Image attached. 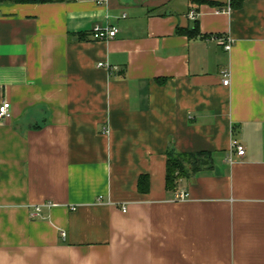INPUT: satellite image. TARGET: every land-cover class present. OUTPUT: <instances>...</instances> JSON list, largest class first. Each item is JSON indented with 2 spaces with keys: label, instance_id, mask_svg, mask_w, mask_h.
I'll return each mask as SVG.
<instances>
[{
  "label": "crops",
  "instance_id": "1",
  "mask_svg": "<svg viewBox=\"0 0 264 264\" xmlns=\"http://www.w3.org/2000/svg\"><path fill=\"white\" fill-rule=\"evenodd\" d=\"M34 1L0 4V264H264V0Z\"/></svg>",
  "mask_w": 264,
  "mask_h": 264
},
{
  "label": "built area",
  "instance_id": "2",
  "mask_svg": "<svg viewBox=\"0 0 264 264\" xmlns=\"http://www.w3.org/2000/svg\"><path fill=\"white\" fill-rule=\"evenodd\" d=\"M86 1H90L93 2L96 5H103L105 0H86ZM230 9V4H228V8L227 10ZM189 18L192 20L196 19V12L192 11L188 14ZM92 37L97 40V41H107L109 39H112L113 37H115L117 30L113 27H101L99 25H95L93 26L92 30ZM217 41H219L221 43L222 48L225 51H230L231 47H232V41L229 38H216ZM98 67H105L107 68L104 64L100 63L98 65ZM222 84L224 86H228L230 84V74L228 70H224L222 71ZM10 103L7 101H3L0 104V121H4V120H9L11 117V113H10ZM231 150H233L235 152V154L238 157H243L244 153H245V149L243 147L242 144H240L238 141L236 140H232L231 142ZM229 162H231V153L229 156ZM187 197V194L185 193H177L175 198L178 200H183L184 198ZM40 214V206H36L34 208V212L32 214V216L36 217L39 216Z\"/></svg>",
  "mask_w": 264,
  "mask_h": 264
},
{
  "label": "trees",
  "instance_id": "3",
  "mask_svg": "<svg viewBox=\"0 0 264 264\" xmlns=\"http://www.w3.org/2000/svg\"><path fill=\"white\" fill-rule=\"evenodd\" d=\"M192 3L196 4H204L206 1L204 0H190ZM35 2L34 0H0V4L2 3H15V4H25V3H33ZM196 29L193 31H190L189 33L195 34ZM190 156L188 155H174V154H169L167 158V165H166V188L168 190H173L176 186V181L179 178L182 177H188L189 172L185 167V164L189 162ZM192 167H195L193 165ZM197 169L193 170V173L196 172ZM145 177H140V182H139V189L140 191H144L145 188L141 187V182Z\"/></svg>",
  "mask_w": 264,
  "mask_h": 264
}]
</instances>
